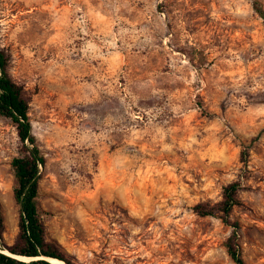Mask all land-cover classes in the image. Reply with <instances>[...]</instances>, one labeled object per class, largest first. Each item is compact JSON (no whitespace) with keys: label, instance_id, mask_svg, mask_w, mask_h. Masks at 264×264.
I'll return each instance as SVG.
<instances>
[{"label":"rangeland","instance_id":"obj_1","mask_svg":"<svg viewBox=\"0 0 264 264\" xmlns=\"http://www.w3.org/2000/svg\"><path fill=\"white\" fill-rule=\"evenodd\" d=\"M255 0H0V48L46 159V239L73 264H264V28ZM264 6V0H259ZM0 116L4 242L19 235ZM248 152V162L242 152Z\"/></svg>","mask_w":264,"mask_h":264},{"label":"trees","instance_id":"obj_2","mask_svg":"<svg viewBox=\"0 0 264 264\" xmlns=\"http://www.w3.org/2000/svg\"><path fill=\"white\" fill-rule=\"evenodd\" d=\"M253 9L263 21L264 6L259 0L253 3ZM10 55L0 48V116L9 120L17 130L21 148L19 156L12 161L16 180L14 198L20 206L19 235L16 242L8 246L4 242V219L0 207V264H73L54 243L46 239V229L39 209V182L41 168L46 164L35 135L32 132L30 118V100L24 88L18 85L9 72ZM248 152H242V161L247 164ZM241 183L233 182L224 188L223 199L215 207L199 204L194 211L200 216H217L222 222L233 228L226 243L228 255L235 264H245L239 244V222L231 220L236 207L241 205L239 191ZM19 258L29 261H21Z\"/></svg>","mask_w":264,"mask_h":264},{"label":"bare ground","instance_id":"obj_3","mask_svg":"<svg viewBox=\"0 0 264 264\" xmlns=\"http://www.w3.org/2000/svg\"><path fill=\"white\" fill-rule=\"evenodd\" d=\"M55 264H62L61 262L58 261H53Z\"/></svg>","mask_w":264,"mask_h":264},{"label":"water","instance_id":"obj_4","mask_svg":"<svg viewBox=\"0 0 264 264\" xmlns=\"http://www.w3.org/2000/svg\"><path fill=\"white\" fill-rule=\"evenodd\" d=\"M19 260H21V261H29L28 259L24 260V259H22V258H19Z\"/></svg>","mask_w":264,"mask_h":264}]
</instances>
